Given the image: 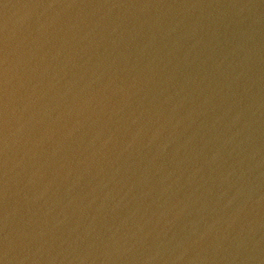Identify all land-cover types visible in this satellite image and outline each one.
<instances>
[{
	"label": "water",
	"instance_id": "water-1",
	"mask_svg": "<svg viewBox=\"0 0 264 264\" xmlns=\"http://www.w3.org/2000/svg\"><path fill=\"white\" fill-rule=\"evenodd\" d=\"M0 264H264V0H0Z\"/></svg>",
	"mask_w": 264,
	"mask_h": 264
}]
</instances>
